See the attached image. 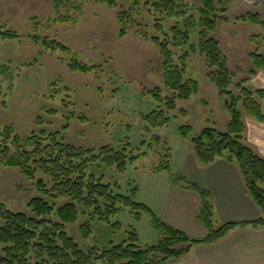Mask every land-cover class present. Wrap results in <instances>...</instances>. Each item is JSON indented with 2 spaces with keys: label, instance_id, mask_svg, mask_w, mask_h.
I'll return each instance as SVG.
<instances>
[{
  "label": "rangeland",
  "instance_id": "obj_1",
  "mask_svg": "<svg viewBox=\"0 0 264 264\" xmlns=\"http://www.w3.org/2000/svg\"><path fill=\"white\" fill-rule=\"evenodd\" d=\"M78 4L79 7L69 11L68 18H64L55 11L53 0H0V26L21 34L18 38H0V85L3 91L0 132L5 126H11L20 136L33 130L59 131L64 142L75 145L99 147L109 144L115 149L125 146L128 157L137 155V158L128 162L124 171H118L115 165L100 164L92 165L88 172L111 183L115 193L127 194L137 184L136 199L151 207L161 218L156 209L172 190L160 182L156 173L168 172L178 186L184 183L181 178H185L177 170L174 157L181 149L179 143L190 140L180 136L178 126L188 122L195 131L204 126L225 129L230 114L224 105V97L208 77L203 56L194 53L188 59L187 71L197 78L199 92L187 100L176 101V108L169 111L167 125L147 130L143 115L159 104L147 90L157 85L163 88V95L170 94V90L163 86L158 47L137 29L142 27L155 33V18L159 15L141 8L136 14L141 26L128 27L121 36L118 6L93 0ZM218 7L225 9L219 10L220 18L210 34L220 41L228 67L233 72L229 88L238 92L236 83L245 77L248 80L244 84L255 87L249 74L252 67L250 52L264 53V26L241 20L240 16L246 12H259L264 19V0H220ZM223 16L227 19H222ZM170 24L169 19L162 20L165 30ZM29 34L55 38L69 50H50L41 41L28 37ZM72 58L101 66L86 73L73 71L68 67ZM1 66L9 69L4 71ZM8 74L13 79L11 86ZM246 115L243 113V118ZM155 134L160 136V141L153 139ZM164 140L170 149V171L153 172V167L167 153ZM39 177L50 185L49 178L41 171L29 178L18 167L0 164V202L12 210L31 213L28 200L35 195H44L36 185ZM48 199L56 205L69 201L66 197L55 201ZM214 216L213 222L218 220ZM86 219L79 215L75 222L67 224L68 234L83 249L95 243L104 246L110 240L119 242L130 226L137 230L142 246L158 239V231L147 213L135 220L124 208L109 221L91 220V232L84 236L80 225ZM115 221L121 223L117 230L111 226Z\"/></svg>",
  "mask_w": 264,
  "mask_h": 264
},
{
  "label": "trees",
  "instance_id": "obj_2",
  "mask_svg": "<svg viewBox=\"0 0 264 264\" xmlns=\"http://www.w3.org/2000/svg\"><path fill=\"white\" fill-rule=\"evenodd\" d=\"M86 1L91 0H53V6L56 12L64 15L62 17L68 18L69 11L79 7L78 2ZM93 1L119 7L117 17L121 25V36L128 27L141 26L136 18L141 8H146L152 15H159L155 18V33H149L142 27L137 29L140 35L150 39L158 47L163 86L170 90V94L166 95H163V88L159 85L147 90L159 103L156 109L143 115L147 121V130L167 125L170 121L169 111L176 108V101L187 100L199 92V82L193 74L189 75L187 66L192 54L203 56L208 67L207 75L224 97V105L230 118L225 129L204 126L195 131L193 125L186 122L178 126V132L182 138L190 140L199 162L208 164L220 157L237 163L245 187L260 207L261 213L252 219L228 220L214 225L210 191L186 179L187 187L200 196L198 218L206 229L200 236H191L158 217L147 204L138 201L137 184L127 194L115 193L111 183L88 172L92 165L100 164L115 165L118 171H124L127 163L137 158V155L128 157L125 146L120 149L109 144L85 147L64 142L59 131L33 130L28 135L20 136L11 126H5L0 132V164L18 167L29 178H34L37 171H41L49 178L50 185L42 177L36 180V185L44 195H35L28 200L27 207L31 213L12 210L0 202V264H97L98 261L103 264H166L188 253L194 245L217 242L237 226H263L264 157L244 142L243 113L264 122L261 104L264 88L244 84L247 77L236 83L238 92L229 88L233 72L228 67L220 41L210 34L220 18L219 10L225 9H219L220 0ZM165 18L171 21L168 30L162 25ZM222 19L226 20L227 17L223 16ZM240 19L264 26V19L259 12H246ZM20 36L16 30L0 26V38ZM27 36L41 41L50 50H69L67 45L55 38L35 34ZM250 57L252 67L249 74L253 76L258 70L264 69V53L252 51ZM100 66L101 64L75 58L68 62L70 70L84 73ZM1 68L4 71L9 69L8 66ZM8 76L11 86L13 79L11 74ZM2 92L0 85V96ZM153 139L160 141V136L155 134ZM164 144L167 153L153 167V172L170 171V149L167 148L166 140ZM60 197H66L69 201L56 205L48 199L55 201ZM124 208L129 210L135 220H139L142 213L149 215L152 225L158 231L155 243L142 246L137 230L130 226L119 242L110 240L104 246L95 243L83 249L67 232V224L83 215L87 219L80 225V230L84 236H88L91 232V220L109 221ZM111 226L113 230H117L121 223L115 221Z\"/></svg>",
  "mask_w": 264,
  "mask_h": 264
},
{
  "label": "crops",
  "instance_id": "obj_3",
  "mask_svg": "<svg viewBox=\"0 0 264 264\" xmlns=\"http://www.w3.org/2000/svg\"><path fill=\"white\" fill-rule=\"evenodd\" d=\"M251 82L255 87L264 88V69L258 70ZM261 104L264 108V98ZM243 119L244 142L264 157V122L247 115ZM181 143V149L174 158L177 170L185 176L181 178L184 183L179 186L174 184L176 180L172 181L168 172L156 173L159 174L160 182L172 190V193L162 198L163 201L161 199L162 204L156 209L164 221L191 236L205 233L206 229L198 218L200 196L187 187L185 179L210 191L213 216L218 219L213 222L214 225L260 215L261 209L247 191L237 163L218 157L203 164L197 160L188 140ZM166 264H264V225L237 226L217 242L194 245L188 253Z\"/></svg>",
  "mask_w": 264,
  "mask_h": 264
},
{
  "label": "water",
  "instance_id": "obj_4",
  "mask_svg": "<svg viewBox=\"0 0 264 264\" xmlns=\"http://www.w3.org/2000/svg\"><path fill=\"white\" fill-rule=\"evenodd\" d=\"M226 103V101H224Z\"/></svg>",
  "mask_w": 264,
  "mask_h": 264
}]
</instances>
